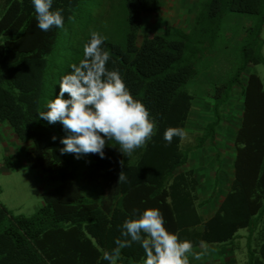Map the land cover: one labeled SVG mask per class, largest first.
I'll return each mask as SVG.
<instances>
[{"label": "trees", "instance_id": "obj_1", "mask_svg": "<svg viewBox=\"0 0 264 264\" xmlns=\"http://www.w3.org/2000/svg\"><path fill=\"white\" fill-rule=\"evenodd\" d=\"M90 1L53 0L52 10H63L64 26L44 32L37 27L32 0H0V123L31 144L27 166L41 170L53 184L30 217L14 216L0 204V264H110L103 254L122 238L123 223L148 208L159 209L168 231L191 241L194 252L201 241L233 251L238 231L245 229L243 264H264V83L250 71L264 64V0H199L187 31L172 27L141 36L144 16L156 14L160 0H99L103 4L96 8ZM231 13L249 21L227 61L225 52L219 58L217 39ZM119 17L121 26L114 29ZM93 31L104 38L107 67L119 70L156 123L151 140L130 156L107 139L104 158L62 153L61 140L69 133L61 123L39 118L59 94L62 77L83 59ZM220 59L231 69L227 77H201L213 71L211 61L217 66ZM202 89L212 120L187 148H181L179 137L167 143L165 130L187 128ZM229 107L238 110L231 119L223 115ZM223 123L230 129L227 148H235L228 154L230 171H219L225 186L215 179L203 200L190 155L206 143L217 147ZM226 156L217 154L212 165L222 167ZM121 171L128 182L118 183ZM145 259L141 245L132 243L116 264H144ZM222 264L239 263L231 254Z\"/></svg>", "mask_w": 264, "mask_h": 264}, {"label": "clouds", "instance_id": "obj_2", "mask_svg": "<svg viewBox=\"0 0 264 264\" xmlns=\"http://www.w3.org/2000/svg\"><path fill=\"white\" fill-rule=\"evenodd\" d=\"M32 4L41 31L63 28V10H52L53 0H32ZM103 41L99 33H91L90 41L83 47V59L78 65L72 64L71 73L62 77L59 94L48 102L47 111L39 112V118L49 124H62L69 135L61 140L65 145L61 152L75 154L77 158L86 154L104 158L106 139L115 140L122 153L130 156L144 147L156 130L149 110L133 97L119 70L107 67L110 55L103 50ZM185 136V130L178 127H169L164 132V140L169 144L174 137ZM126 182L127 176L121 171L118 183ZM121 237L114 241L116 246L110 252L103 254V259L110 264H116L121 250L131 247L132 243H139L143 248L144 264H190V254L200 260L208 251L201 241L203 251L194 252L191 241H181L177 234L168 231L156 208H148L138 218L126 220Z\"/></svg>", "mask_w": 264, "mask_h": 264}, {"label": "rangeland", "instance_id": "obj_3", "mask_svg": "<svg viewBox=\"0 0 264 264\" xmlns=\"http://www.w3.org/2000/svg\"><path fill=\"white\" fill-rule=\"evenodd\" d=\"M100 4L103 3L99 2V0L90 1V6L95 8ZM198 4L199 0H160L159 11L156 14L144 16L140 36L146 32L163 33L172 27L187 31L193 24V19L198 10ZM118 21L119 22L114 26V29L120 28V17ZM247 21H249V18L246 15L238 13H231L223 20L222 29L220 30L217 39V52L219 58L223 52H225L226 57H229H223L226 58L227 61L231 56H234L240 37L242 36V31H244V28L247 26ZM226 24L229 25L228 31L225 30ZM261 39L264 40V31L261 33ZM228 44L231 45L227 49H222L224 45ZM262 55H264V48H262ZM220 60L222 61V59ZM221 61L217 66L214 65V61H211V65L213 64V71H210L209 73L202 72L201 77L204 78L210 74H214L217 77L220 76L222 77V80L227 77L230 74V68L225 64L227 62L225 59L222 62ZM250 71L257 74L262 80V83H264V64L253 66ZM246 76V73L242 75V81L245 80ZM214 79L215 78L211 80L207 79V84H212L213 82L211 83V81ZM204 96L205 93L203 89L199 90V95L194 101L192 112L186 125V136L181 140L180 145L183 149L194 144V137L200 135L205 124L212 120V114L206 107L207 100H205ZM237 112L238 110L236 107H229L223 112V115H225L227 119H231V116ZM9 130L11 131V128L8 124L0 123V204L14 216L30 217L42 206V195L51 190L53 184L47 180L45 173L41 170H32L27 166L26 152L31 149V144L29 142H21L17 140L14 134H11ZM229 130V127H226L223 123L222 129L219 133L220 135L218 136V143L222 146L216 147L215 143V149L212 145V150L214 151H219L221 149L220 151L227 152L228 157L226 156V159L223 160L224 163L221 167V169L227 171H230L229 169L231 167L228 154L234 152L235 149L234 146H232L231 152L229 147L227 148L230 143ZM206 162H210V160ZM221 169L220 171H222ZM206 173L209 174L210 170ZM218 175H220V172H218ZM205 212L207 215L210 214V212ZM247 233L248 232L245 229L238 231L237 238L233 243V251H231L228 246L221 247V253H216L217 256L215 257L217 259V264H222V261L225 259L228 260V258L231 257V254L236 258L237 263H244L247 253ZM216 249L218 250L219 248ZM200 251H203V249L199 251L196 250L195 252ZM210 251L216 252L213 248L208 250L202 257V261L209 259L208 255L211 254Z\"/></svg>", "mask_w": 264, "mask_h": 264}, {"label": "crops", "instance_id": "obj_4", "mask_svg": "<svg viewBox=\"0 0 264 264\" xmlns=\"http://www.w3.org/2000/svg\"><path fill=\"white\" fill-rule=\"evenodd\" d=\"M9 132L12 134V132L10 130H9ZM218 146H221L220 143H218ZM217 154L219 155V157H221V156L226 154V151L225 152L220 151V150L218 152L214 151V150H212V146L210 147V145L208 143H206L201 148H199L198 150L192 151L191 155H190V157L192 159H194V161H193V162H195L194 165H196L194 167V169L196 171V176H197L198 180H200L199 186H198V193L200 196L203 197L202 198L203 200H206L207 197L211 194V190L214 186L215 179H218L220 182H222L221 187L225 186L224 179L222 178L221 173H220V175H218V172L220 171L221 167H214V165H212L215 161V156ZM209 160H210V162H206ZM219 163L222 164V163H224V161L221 160ZM209 166H211V169H210V173L207 174L206 169H209ZM214 205H215V207H217L219 205V200H217L216 204L214 203ZM215 207H214V209H215ZM221 247L222 246L216 247V246L209 245V246H207L208 250L213 248V250L216 251V252L210 251L211 254L208 255L209 259H207L206 261H202L201 259L195 260V259H192V258H194V256H190L189 262L191 260H193V261H191L192 264H194V263L196 264L197 262L203 263V264H217V262H216L217 259L215 257L217 256L216 253H221V251H220L222 249ZM216 248H219V249L217 250ZM199 250H202L201 247L198 249V251Z\"/></svg>", "mask_w": 264, "mask_h": 264}]
</instances>
